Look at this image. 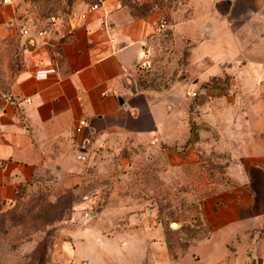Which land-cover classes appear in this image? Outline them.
<instances>
[{
  "label": "crops",
  "instance_id": "0c3cea01",
  "mask_svg": "<svg viewBox=\"0 0 264 264\" xmlns=\"http://www.w3.org/2000/svg\"><path fill=\"white\" fill-rule=\"evenodd\" d=\"M98 1L101 7L83 16L96 1L78 0L69 14L29 33L16 25L12 2L0 5V38L11 55L20 56L0 86V205L16 201L47 174L68 186L109 177L115 186L107 194L115 199L94 212H137L120 230L147 244L141 264H264V0L245 1L238 25L231 11L220 10L221 0H191L164 30L179 41L185 64L198 71L200 82L233 67L251 72L244 84L262 85L245 92L249 101L259 94L262 103L258 110H243L242 131L236 124L225 127L234 149L227 177L214 182L200 204L196 236L185 238L180 222L174 229L180 233L176 242L185 243L179 249L149 215V197L155 196L158 174L167 181L184 179L187 164H198L193 115L177 104L186 93L181 83L153 86L165 91L150 97L136 77L164 40L158 23L165 11L138 13L121 0ZM229 1L232 10L237 0ZM199 44L213 45L220 57L195 53ZM82 118L87 124L78 132ZM144 178L152 181L146 188L140 184ZM95 191L100 196L107 189ZM131 195H146L147 203Z\"/></svg>",
  "mask_w": 264,
  "mask_h": 264
},
{
  "label": "rangeland",
  "instance_id": "374dc122",
  "mask_svg": "<svg viewBox=\"0 0 264 264\" xmlns=\"http://www.w3.org/2000/svg\"><path fill=\"white\" fill-rule=\"evenodd\" d=\"M245 1L248 2L237 0L230 10V1L221 0L218 7L224 14L231 11L234 24L238 25L243 18L241 12ZM77 2L78 0H13L11 4L12 11L18 14L16 25L24 29H38L43 25L50 26L58 15L69 14ZM121 2L130 5L138 13L160 8L169 19L170 16L181 17L191 0ZM2 3L0 0V5ZM161 36L164 40L157 41L156 50L151 55L152 61L148 62V66H141L136 77L144 89L150 91L147 92L150 97L155 96V90L160 93L165 91L153 86L181 83L186 93L176 103L185 106L188 116L191 112L193 128H197L192 139L195 140L193 144L198 164H187V176L184 179L173 178L167 181L159 178L160 172H157L155 196L149 197V204L154 208L149 215L154 216L165 228L170 243L174 240L173 245L179 249L181 243L176 241L180 233L174 229L179 227L180 222L185 230V238L196 236L201 225L200 204L207 194L214 191V182H221L227 177L234 149L229 147V135L225 127L229 129L230 124H236L239 131H242L243 110L249 107L254 111L258 110L262 103L259 94H254L253 101H249L245 92L260 91L262 85L244 84L243 78L248 77L251 72L247 68L233 67H225L218 79L200 82L198 71L185 64V53L178 44L179 41H175L166 31ZM212 46L199 44L195 53L206 52L213 58L220 57ZM8 50L4 40L0 38L1 87L7 81L6 73L16 68L20 59L19 55L13 56ZM10 59L14 61L13 66L5 68L3 63ZM255 74L254 77H259L258 71ZM188 90H196L198 94L193 96ZM259 119V115L253 117L256 122ZM134 180L135 178L130 181L131 187L136 184ZM151 182L144 178L140 184L146 188L147 183ZM99 186L107 191L96 196L95 190ZM114 186L115 180L109 177L73 186L66 185L57 174H47L34 180L16 201L0 205V264H141L142 259H146L148 255L147 244L139 241L131 230L121 231L124 222L137 215V212L127 215L115 211L94 212L101 203L115 199V196L107 194ZM132 198L141 199L145 203L148 200L146 195L128 197L130 200ZM123 239L127 242L123 243Z\"/></svg>",
  "mask_w": 264,
  "mask_h": 264
},
{
  "label": "built area",
  "instance_id": "2783aa9c",
  "mask_svg": "<svg viewBox=\"0 0 264 264\" xmlns=\"http://www.w3.org/2000/svg\"><path fill=\"white\" fill-rule=\"evenodd\" d=\"M12 1L13 0H2V2L5 4L11 3ZM100 7H101V3L99 1H96L94 3L89 4L83 13V16H86L90 12H93V11L99 9ZM53 18H55V17L53 16ZM102 22L106 23L104 19L102 20ZM169 27H170V21L166 15H163L161 17V19L159 20L158 29L160 31H162V30L164 31ZM24 33H29V29L25 28ZM39 33L41 34V33H43V31H39ZM189 93L192 94L193 96L198 94V92L196 90L190 91ZM86 124H87V119H85V118L80 119L79 123L75 127L76 131L81 132Z\"/></svg>",
  "mask_w": 264,
  "mask_h": 264
},
{
  "label": "trees",
  "instance_id": "16d2710c",
  "mask_svg": "<svg viewBox=\"0 0 264 264\" xmlns=\"http://www.w3.org/2000/svg\"><path fill=\"white\" fill-rule=\"evenodd\" d=\"M193 121H192V128H193ZM195 128H193V133H196V130H194Z\"/></svg>",
  "mask_w": 264,
  "mask_h": 264
},
{
  "label": "bare ground",
  "instance_id": "6f19581e",
  "mask_svg": "<svg viewBox=\"0 0 264 264\" xmlns=\"http://www.w3.org/2000/svg\"><path fill=\"white\" fill-rule=\"evenodd\" d=\"M176 226V225H175Z\"/></svg>",
  "mask_w": 264,
  "mask_h": 264
}]
</instances>
